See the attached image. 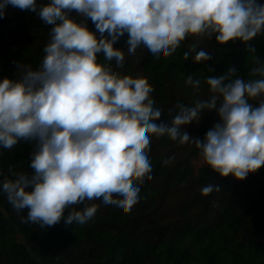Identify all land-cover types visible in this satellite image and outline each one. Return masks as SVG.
Masks as SVG:
<instances>
[{
	"label": "clouds",
	"instance_id": "1",
	"mask_svg": "<svg viewBox=\"0 0 264 264\" xmlns=\"http://www.w3.org/2000/svg\"><path fill=\"white\" fill-rule=\"evenodd\" d=\"M8 5L49 26L39 64L19 62L15 78L0 79V149L32 145L30 171L0 172V190L18 213L26 211L23 222L84 225L98 211L96 200L130 212L145 179L153 178V136L194 145L200 161L223 177L243 180L264 166V61L249 43L264 34L260 0H2L0 18ZM125 34L126 47H116ZM189 37L194 42L185 60L193 54L194 62L213 59L199 45L214 38L220 45L245 43L254 67L247 79L235 67L188 75L193 101L175 103L165 122L148 79L118 69L125 48L135 55L143 47L159 60ZM204 86L206 97L198 95ZM213 112L218 122L203 140L181 130ZM220 190L216 184L200 189L205 196Z\"/></svg>",
	"mask_w": 264,
	"mask_h": 264
},
{
	"label": "trees",
	"instance_id": "2",
	"mask_svg": "<svg viewBox=\"0 0 264 264\" xmlns=\"http://www.w3.org/2000/svg\"><path fill=\"white\" fill-rule=\"evenodd\" d=\"M6 13L0 18V79L15 78L19 62L36 67L49 32L33 12L8 5ZM88 25L95 31L91 20ZM126 40L127 34L116 47H126ZM193 42L189 37L172 56L159 60L143 47L135 55L124 49L125 65L118 70L125 75L142 73L148 79L150 95L164 109L165 122L175 103L193 101L192 90L184 84L188 75L215 76L235 67L237 75L247 79L254 67L245 43L220 45L214 38L199 45L213 59L194 62L193 54L185 60L183 54ZM249 43L264 61V34ZM198 95L206 97L207 86ZM216 122L214 112L203 113L198 124L193 121L181 130L203 140ZM150 147L153 178L145 179L140 200L127 213L96 200L98 211L84 225L61 221L39 228L23 222L26 211L18 213L0 190V264H264V166L238 180L223 177L206 164L198 167L194 145L153 136ZM31 151L32 145L23 141L11 150L0 149V172L30 171ZM173 156L172 163H163ZM208 184L221 190L202 195L201 187Z\"/></svg>",
	"mask_w": 264,
	"mask_h": 264
},
{
	"label": "rangeland",
	"instance_id": "3",
	"mask_svg": "<svg viewBox=\"0 0 264 264\" xmlns=\"http://www.w3.org/2000/svg\"><path fill=\"white\" fill-rule=\"evenodd\" d=\"M261 3H264V0H262ZM195 164H196L198 167L203 165V163L200 161L199 158L195 161Z\"/></svg>",
	"mask_w": 264,
	"mask_h": 264
}]
</instances>
